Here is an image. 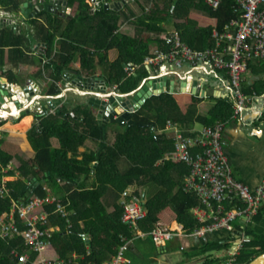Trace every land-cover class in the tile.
<instances>
[{
	"label": "trees",
	"instance_id": "obj_1",
	"mask_svg": "<svg viewBox=\"0 0 264 264\" xmlns=\"http://www.w3.org/2000/svg\"><path fill=\"white\" fill-rule=\"evenodd\" d=\"M21 1L0 0V8L18 11ZM67 6L72 7L70 17L52 16L45 12L40 23H37V19H31L36 24L35 37L28 38L24 33L0 29V67L5 63V47L10 46L8 57L12 65L32 64L33 71L42 74V67L37 64L41 61L21 46L29 42L31 48L33 41H41L47 45L43 54L50 57L45 63L53 79L47 90L50 94L61 91L58 82L64 79L67 68L77 70L84 78L93 77L96 75V62L103 65L105 71H102V75L109 83L116 85L120 92H130L137 89L149 74L142 60L149 52L150 44L155 41L161 47L169 46L171 40L161 33L167 30L166 23L173 22L182 39L192 47L204 49L214 43V27L223 30L232 19L240 18L236 0H223L216 8L210 7L204 0H165L162 7L155 5L150 10L144 9L135 19V34L130 35L118 30L122 8L106 9L103 2L93 8L87 0H67ZM191 7L206 11L214 19V24L195 28L188 19ZM176 18H186V21L176 22ZM58 33L62 36L60 49L51 56ZM114 47L117 57L110 62L106 60L107 51ZM75 60L79 61V67L74 65ZM130 62L139 67L135 73L128 75L124 66ZM261 78L252 85H243L244 93H263L264 77ZM207 96L213 99V104L206 113H201L198 105L205 97L199 91H172L168 87L161 93H153L130 113L131 121H115L123 128L115 132V139L111 142L108 140L111 121L104 125L100 123L87 102L82 104L83 108L76 110L69 108L68 102L71 106L78 103L63 101L55 113L39 115V122L28 130V140L35 149L34 156L23 158L10 153L3 148V137L0 138V188L8 163L12 162L20 174L18 179L5 182L8 190L0 193V215L10 210L13 201L26 199L31 194L45 196L47 189L44 182H51L61 192L59 198L65 203L69 214L63 216L53 211L54 204H49L46 207L51 214L44 224L59 227L53 232L51 246L60 257L71 259V264H101L116 254L121 234L126 237L134 234V230L122 221L123 208L120 203L112 212L107 209L104 194L109 186L117 188L118 192L129 185L138 187L150 184L158 189L144 201L148 212L139 221V227L144 231L152 229L159 220V211L166 206L171 207L176 220L187 231L197 229L202 222L192 207L200 203V198L194 191L184 188L189 166L182 161L169 159L165 154L174 148L169 121L184 134L193 136L203 126L217 121L227 122L233 117V98L218 96L214 92ZM3 122L9 128L10 124L6 120ZM199 123L201 128L193 130ZM52 137L58 138L59 146L52 144ZM87 138L95 140L98 146L80 151L79 147L84 145ZM120 161L126 163L123 170ZM91 176L92 185L87 186L86 181ZM236 204L225 203L227 208ZM263 213L264 208L254 215V220H259ZM235 227V230H240ZM234 232L228 238L206 243L201 248L206 255L198 264H223L229 257ZM245 232L250 239L244 241L236 252L235 264H246L264 252V232H258L253 227L246 228ZM149 239L150 235L146 234L136 237L133 242H147ZM13 245H19V249L24 250L20 240H8L0 235V264H18L10 252ZM128 249L130 256L132 254ZM219 251L228 254V257L214 256L213 252ZM140 259L134 256V261Z\"/></svg>",
	"mask_w": 264,
	"mask_h": 264
},
{
	"label": "built area",
	"instance_id": "obj_2",
	"mask_svg": "<svg viewBox=\"0 0 264 264\" xmlns=\"http://www.w3.org/2000/svg\"><path fill=\"white\" fill-rule=\"evenodd\" d=\"M222 1L204 0L213 8L218 7ZM236 1L240 18L232 19L223 30L214 27V43L211 46L195 49L184 41L178 32H174L169 46H158L145 54L142 65L149 74L142 84L154 77L178 76L186 80L190 90L195 81L196 89H201L204 78L208 75L218 76L225 72L227 87L223 85L221 93L235 100L234 115L247 108L253 95H247L242 90L244 74L248 71L251 61L264 60V0ZM0 15H4V12H0ZM138 67L139 65L130 62L124 66V70L131 75ZM6 74V68L0 70V75L6 78ZM4 83L9 98L0 102V138L7 130L4 120H12L29 110L46 115L56 112V107L44 106L40 102L42 95L31 96L18 83L7 78H0V89ZM96 92L98 91H94ZM110 94H116V91ZM47 96L61 97L62 93ZM226 123L217 121L203 126L193 136L184 134L172 122L168 123L174 148L166 157L182 161L189 166L184 188L194 191L200 198V203L192 209L202 224L193 231H187L182 223L172 227L158 220L151 230L144 231L139 227V221L144 219L148 212L144 204L145 199L137 189L126 188L120 194V204L123 208L121 218L134 230V234L132 237L121 234V243L116 254L101 264L130 263L132 259L128 256L127 249L138 236L149 234L153 242L161 246L175 237L202 235L216 229L232 232L235 228L234 220L239 217H245L248 221L252 219L264 205V178L252 187L235 177L223 145ZM11 163H8L4 170L11 167ZM5 189L8 190L3 180L0 193ZM227 201L237 204L227 208ZM49 204L55 205L53 211L63 216L69 214L62 199L47 193L43 197L31 194L26 199L13 201L10 210L0 215V235L8 240H20L24 247L22 251L19 245H13L10 249L18 264H71V259L60 257L51 246L53 232L59 227L44 224L48 222L51 214V210L46 207ZM239 237L224 264H235L236 252L244 241L250 239L245 230L239 233ZM74 256L77 257L76 254Z\"/></svg>",
	"mask_w": 264,
	"mask_h": 264
},
{
	"label": "crops",
	"instance_id": "obj_3",
	"mask_svg": "<svg viewBox=\"0 0 264 264\" xmlns=\"http://www.w3.org/2000/svg\"><path fill=\"white\" fill-rule=\"evenodd\" d=\"M116 1V0H113ZM120 1L118 5H120L119 8H122V16L119 20V31H122L124 33H127L126 31V24L121 23L122 19L125 20L129 19L131 22H135L136 17L139 15L137 13V5H140L143 3V0H118ZM157 5H159L157 3ZM161 5V4H160ZM159 7H162V5ZM125 11H128V15L125 14ZM132 12V13H131ZM126 15V18H125ZM188 19L189 22L195 27H200L204 25L214 24V19L211 18L206 11L191 7L188 11ZM124 16V17H123ZM134 18V19H133ZM180 20V22L186 21V18H176V20ZM188 21V20H187ZM177 22V21H176ZM167 30L161 32L164 35H167V37L170 39L172 34L174 32H178L176 29L174 23H166ZM121 27V30H120ZM28 42H24L21 44V46L24 48V50L28 52H34L37 54V50H41L43 48V52L46 50V43H41L40 41H33V44H36V48H30ZM44 44V45H43ZM159 45L154 41L150 44V49H153L155 47H158ZM40 48V49H39ZM60 49V42L54 41V45L52 47V55L54 56ZM9 46L5 47V63L2 67H0V70L3 68L7 69V73L11 72L9 76L13 75L14 71L17 72V70L23 69V70H30L31 74L33 76H30L35 81V84H33V90H29L30 94H33L31 96H38L42 95V98L40 99V102L45 106H54L56 107V110L63 104L56 102V105H53L49 102V100L52 99V97H49L47 95H51L47 90L48 86L51 83L49 80H52L50 77L49 69H47L45 66L42 67V74H38L33 71L34 65L32 64H20V66L12 65L9 61V55H8ZM42 53H38L35 57L38 61L46 58H50L48 56H45ZM148 53V52H147ZM43 55V56H42ZM42 56V57H41ZM41 57V58H40ZM252 64L249 66L248 71L244 74L243 80H242V86L252 85L259 77H264V60H255L251 61ZM74 65L76 67H79V61L75 60ZM75 70V69H74ZM13 71V73H12ZM77 72V70H75ZM221 75V76H220ZM218 76L214 75H208L207 78H204V83L201 89H196L195 92L199 91L200 94L205 97L202 99V101L198 105L199 112L206 113L210 106L213 104V99L209 96L210 92H214V94L218 96H224L221 92L222 86L227 85V76L225 75V72L221 73ZM8 76V77H9ZM38 77V78H35ZM95 76H102V71L99 70V68L96 66V75ZM93 76V77H95ZM0 78H2V75H0ZM7 78V77H6ZM72 78V76H70ZM69 78V79H70ZM87 79H90L92 77H85ZM3 79V78H2ZM11 80L10 78H7ZM262 79V78H261ZM53 81V80H52ZM41 82H44L41 85ZM37 83V84H36ZM193 83H196L193 82ZM107 84V90L105 94L111 95V92L117 93H126V92H120L116 85H112L106 80ZM142 84V83H141ZM94 81H90L88 85L83 84H76V88L73 90L75 91V94H78L80 98L75 102L72 99V102L78 103L80 105L84 103H88L90 105L91 110L94 112L96 118H97V108L94 107L92 104L89 103L90 95L87 93H93L94 91H98V87H93ZM58 86L61 89L62 98H67V100H71L68 98V87L69 84L64 83L62 84L59 82ZM91 86V87H90ZM170 87L172 91H183V92H189L192 91L189 89V86L187 85L186 80L181 79L178 76H169L167 77V88ZM227 87V86H226ZM19 88V87H18ZM136 90V89H135ZM134 91V90H132ZM130 91V92H132ZM193 92V91H192ZM194 92V93H195ZM221 93V94H220ZM53 95V94H52ZM55 95V94H54ZM89 95V96H88ZM102 95V94H101ZM253 95L251 97V101L248 104V107L239 111L236 113V115L233 114V117L227 121L225 128L223 130V145L226 151V154L229 158L230 164L233 169V173L235 177L242 180L246 184L254 187L258 185L261 180L264 178V118H262L263 112H264V92L261 94H251ZM86 96V101L83 97ZM88 96V97H87ZM56 97V96H55ZM102 99H108V97H105L104 95L101 96ZM76 99V98H75ZM65 101V100H64ZM39 115L35 111L29 110L25 111L24 113H21L20 116H17L16 118L7 121V123L10 124L9 128L4 133L3 136V143L4 139L5 141L9 142L11 145L15 144L16 147L18 145V150L15 151V154H18L22 156L23 158H30L35 155V149L33 148L30 140H28V130L33 127L34 124L39 122ZM110 121L107 122V124ZM123 123V122H121ZM116 124L115 121L111 122L110 127L108 128V134L111 133V127ZM21 126V128L19 127ZM201 126L195 125L193 130L200 129ZM115 139V137H114ZM113 139V140H114ZM52 144L54 146H59V140L56 137L51 138ZM92 143L97 144L95 140L92 138H87L84 142V145L79 147L80 151H83L85 149H96L92 146ZM10 153H14L11 150L6 149ZM25 151L26 154H23L22 152ZM17 152V153H16ZM171 152V151H170ZM169 153V152H167ZM166 153V154H167ZM165 154V157H166ZM125 168V167H124ZM124 168H121L123 170ZM5 175L3 177L4 181L8 180H16L20 177L19 171L15 168L14 164L11 163V167H7L5 169ZM63 181H60L62 183ZM27 183H29L27 181ZM44 186L47 188V193H52L59 197L61 192L59 190H56L53 187V184L44 182ZM87 186L92 185V176L88 178L86 181ZM132 187L134 188V185H129L126 188ZM125 188V189H126ZM124 190V189H123ZM158 189L155 187L151 190H148L147 187H144L142 189V195L144 199L149 197L151 194L156 192ZM120 194L121 191L118 192L117 188L115 187H108L105 194H104V202L107 206V209L109 212H112L115 210L116 205L120 203ZM264 205H262L258 212ZM256 215V214H255ZM159 221H162L163 223L167 224L168 226L175 227L178 225V221L175 218V213L171 209V207L166 206L162 208L159 211ZM235 226L239 228L240 230H235L236 227L232 232H229L225 229H216L213 231L206 232L202 235H191L189 237H175L171 239L170 241L166 242V244L158 246L154 244L152 241V238L150 236V239L146 242L144 240L140 242H132L129 245L128 252H130V258L132 259L131 264H198L201 262V260L204 258L206 254H203L201 252V248L210 241H217L223 238H228L232 235L234 231L235 233V239L232 242L231 249L235 247V243L239 240V233L243 231V229L246 230V228L253 227L258 232H264V213L260 217L259 220H254V216L251 220H247L245 217H239L234 221ZM214 256H227L228 254L223 253L222 251L219 252H213ZM134 256L136 258H141L139 261H134ZM225 261L223 262V264ZM129 264V263H128Z\"/></svg>",
	"mask_w": 264,
	"mask_h": 264
},
{
	"label": "water",
	"instance_id": "obj_4",
	"mask_svg": "<svg viewBox=\"0 0 264 264\" xmlns=\"http://www.w3.org/2000/svg\"><path fill=\"white\" fill-rule=\"evenodd\" d=\"M56 0H50V3H53ZM104 3V7L116 8L120 1H107V0H98ZM26 4V3H25ZM25 5L23 4L22 7ZM70 10V9H69ZM69 10L67 12H69ZM76 74V71L73 72V75ZM64 77H67V73L64 72ZM79 80V84L88 85L90 81H94L93 87H98L99 90L89 98V103L97 108V119L103 125L108 121H120L126 122L131 121L130 113L133 112L136 108L140 106L144 100L153 93H161L167 89V77H154L147 80L144 84L139 86L136 90L126 93H117V94H105L107 90L106 79L102 76H95L90 79H84L82 75H77L76 77ZM32 83L35 84L33 78H28L25 84L21 85L27 94L30 95V91L33 90ZM37 84V83H36ZM4 83L0 89V102H5L8 97V89H6ZM91 87V86H90ZM30 90V91H29ZM196 87L195 83L193 85L192 91L195 92ZM104 95L108 99H102L101 96ZM5 95V96H4ZM15 98L16 96L13 95ZM60 101V98H52L49 100L51 104ZM134 101V102H132ZM246 264H264V252L255 256Z\"/></svg>",
	"mask_w": 264,
	"mask_h": 264
},
{
	"label": "flooded vegetation",
	"instance_id": "obj_5",
	"mask_svg": "<svg viewBox=\"0 0 264 264\" xmlns=\"http://www.w3.org/2000/svg\"><path fill=\"white\" fill-rule=\"evenodd\" d=\"M100 3L101 2L99 1L97 7L100 6ZM23 4L25 5L24 7H22ZM108 8H111V7H108ZM68 10L69 12H67ZM45 12L51 13L52 16L61 15L64 17H67V16L70 17L72 13V7L67 6V0H56L53 3H50V0H22L20 3V9L18 11H7V13H5L4 16L0 15V29L11 30L14 33H18V34L24 33L28 38H31L32 36L35 37L36 32H37L36 24L32 23L31 19H37L38 20L37 23H40L43 20L42 14H44ZM19 15L21 16V19L17 20ZM61 39H62V36L58 33L56 35L55 41L60 42ZM41 43H44V42H41ZM31 48H36V44H32ZM42 50L43 48L40 51L37 50L36 51L37 54L42 53L43 52ZM28 54H32L33 56L37 55L36 53L31 52V51L28 52ZM74 71L75 70L73 68L71 69L67 68L65 70V73H67V77H64L65 81L63 80L62 81L64 83H71L74 85L78 84L79 80L76 77L77 75H81V74L76 72V74L73 75ZM70 76H72V78H70ZM84 79H87V78H84ZM71 113L73 114L72 111Z\"/></svg>",
	"mask_w": 264,
	"mask_h": 264
},
{
	"label": "rangeland",
	"instance_id": "obj_6",
	"mask_svg": "<svg viewBox=\"0 0 264 264\" xmlns=\"http://www.w3.org/2000/svg\"><path fill=\"white\" fill-rule=\"evenodd\" d=\"M88 2H89V4L90 5H92L93 6V8H96L97 6H98V1L96 2V0H87ZM164 2H165V0H143V3L142 4H140V5H137V13L140 15L141 13H143V10L145 9V10H150V9H152V7L153 6H155V5H157V3L160 5H164ZM121 5V4H120ZM120 5H117L116 6V9H120L119 7H120ZM160 5V6H161ZM0 12H4V15H5V13H7V11H5V10H3V9H1L0 8ZM125 14H127L128 15V11H125ZM75 15H77V13L75 14ZM124 17V16H123ZM125 18H126V15H125ZM21 19V16L19 15L18 16V19L17 20H20ZM134 19V18H133ZM122 22L121 23H124V24H126V31H127V34H130V35H133V34H135V31H136V28H137V24L135 23V22H131V20H129V19H127V20H125L124 18L121 20ZM177 22H180V20H176ZM66 22V21H65ZM120 30H121V27H120ZM121 32H123V29H122V31ZM32 46V45H31ZM52 47H53V45H52ZM107 58H106V60H108V61H110V62H113L115 59H116V57H117V49L114 47V48H111V49H108V51H107ZM97 63V67L99 68V70L100 71H105L104 70V67H103V65H100L98 62H96ZM10 73V72H9ZM12 73H13V71H12ZM31 74V72H30V70H28V71H26V70H22V69H20V70H17V72H15L14 71V73H13V75H11V80H13V81H15L16 83H18L19 85H23V84H25V82H26V80L28 79V78H32V77H30V76H33V75H30ZM49 74V73H48ZM9 74H6V77L8 76ZM2 78L3 79H6L4 76H2ZM35 78H38V77H36L35 76ZM50 82H52V80H49ZM44 82H41V85L43 84ZM141 86V85H140ZM89 96V95H88ZM87 96V97H88ZM80 98V96L78 95V94H75L74 93V91L73 90H71V91H68V98L69 99H73L75 102ZM76 98V99H75ZM84 99L86 98V96L85 97H83ZM62 100H67V98L65 97V98H63ZM85 101H86V99H85ZM84 105V104H83ZM86 105V104H85ZM87 106V105H86ZM68 107L69 108H72V109H76V110H78L79 108H83V106L82 105H73V106H71L70 104H69V102H68ZM88 108V107H87ZM93 115H95L94 113H93ZM121 124H114L113 125V127H115V128H113V127H111V133L110 134H108V140L111 142V141H113V139H114V137H115V132L117 131V130H120V129H122L123 128V126H120ZM198 126H200L201 124L199 123V124H197ZM4 142H6V143H3L2 144V146L3 147H5L6 149H8V150H11L12 152H14L13 154H15V151L16 150H18L17 149V147H18V145H17V147H16V145L15 144H10L9 142H7V141H5V139H4ZM92 146L93 147H97L98 146V144H94V143H92ZM19 148V147H18ZM20 149V148H19ZM22 152V151H21ZM17 153V152H16ZM23 154H26L25 153V151H23L22 152ZM18 155V154H17ZM119 165H120V167L121 168H124L125 167V165H126V163L124 162V161H120L119 162ZM144 187H147L148 188V190L150 189H153L154 188V186L153 185H150V184H146V185H142V186H135L134 188L135 189H138L139 191H142V189L144 188ZM132 262V261H131ZM131 262L129 263V264H131ZM133 264V263H132Z\"/></svg>",
	"mask_w": 264,
	"mask_h": 264
},
{
	"label": "clouds",
	"instance_id": "obj_7",
	"mask_svg": "<svg viewBox=\"0 0 264 264\" xmlns=\"http://www.w3.org/2000/svg\"><path fill=\"white\" fill-rule=\"evenodd\" d=\"M97 1H98V0H96V2H97ZM98 2H99V1H98ZM1 16H4V15H1ZM41 59H42V58H41ZM41 59H40L41 62H39V65H41V66H45V63L49 61L48 58H46V59H42V60H41ZM43 69H44V68H43ZM43 69H42V70H43ZM64 79H65V78H64ZM64 79H62V80L65 81ZM52 80H53V79H52ZM62 80H61V81H62ZM61 81H59V82H61ZM63 81H62L61 83H64ZM59 82H58V84H59ZM32 84H33V83H32ZM67 84H69V86L71 87L69 90H73L74 88L77 87V86H75L74 84H71V83H67ZM18 85H19V84H18ZM20 86H21V85H20ZM21 87H22V86H21ZM73 91H74V90H73ZM60 92H61V91H60ZM60 92H59V93H60ZM74 92H75V91H74ZM56 94H58V93H56ZM87 94H89L90 96L93 95L92 93H87ZM30 95H33V94H30ZM51 95H52V94H51ZM53 95H54V94H53ZM52 98H56V97H52ZM57 98H60V101H58V103H63L64 100H62V99H63L62 97H57ZM53 105H56V104L54 103ZM51 114H53V113H51ZM44 115H46V114H44ZM5 182H6V181H5ZM1 187H2V186H1ZM138 191H139V190H138ZM139 192H141V191H139ZM141 193H142V192H141Z\"/></svg>",
	"mask_w": 264,
	"mask_h": 264
}]
</instances>
